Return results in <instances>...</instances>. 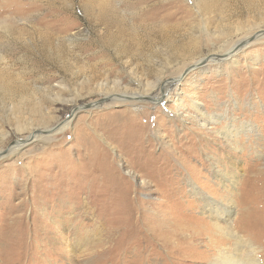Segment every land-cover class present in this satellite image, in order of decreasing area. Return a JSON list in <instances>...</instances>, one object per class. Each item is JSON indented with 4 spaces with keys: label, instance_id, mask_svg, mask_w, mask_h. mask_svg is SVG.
Wrapping results in <instances>:
<instances>
[{
    "label": "rangeland",
    "instance_id": "rangeland-1",
    "mask_svg": "<svg viewBox=\"0 0 264 264\" xmlns=\"http://www.w3.org/2000/svg\"><path fill=\"white\" fill-rule=\"evenodd\" d=\"M263 173L264 0H0V264H264Z\"/></svg>",
    "mask_w": 264,
    "mask_h": 264
},
{
    "label": "bare ground",
    "instance_id": "bare-ground-1",
    "mask_svg": "<svg viewBox=\"0 0 264 264\" xmlns=\"http://www.w3.org/2000/svg\"><path fill=\"white\" fill-rule=\"evenodd\" d=\"M243 43H245V42H243ZM229 55V54H228ZM196 64V63H195ZM194 65V64H193ZM168 83H175V82H178L179 83V81L178 80H174V81H167ZM165 85V84H164ZM163 85V86H164ZM162 86V87H163ZM169 87V86H168ZM168 87H166V88H164L163 89V91L165 90L166 91V89L168 88ZM131 98V97H130ZM130 101H133V99H130ZM135 101H137V100H135ZM155 101H158V99H156ZM193 105H194V107L196 108V105H195V103H193ZM94 107V106H93ZM92 107V108H93ZM198 110V109H197ZM202 114V113H201ZM243 114V113H242ZM204 115V114H203ZM140 116V115H139ZM225 116V115H224ZM205 118L209 121V122H214V117H212V116H205ZM222 118V116L221 117H219V119H221ZM224 118V117H223ZM227 118V117H226ZM218 119V118H217ZM225 120V119H224ZM249 122V121H248ZM228 124V123H227ZM204 124H202V126H203ZM257 127L256 126H254V125H252V124H248V123H240V125L237 127V128H235V127H233V125L231 124V123H229L228 124V126L227 127H222V130H218V135L219 136H221V138H223V142H226V143H228V144H230V143H232L233 141H234V139L235 138H238L239 137V135L241 134V133H250V134H254V133H256L257 132ZM260 169V168H259ZM131 173V172H130ZM264 174V173H263ZM46 176V175H45ZM106 176V175H105ZM254 178V177H253ZM116 179H117V177H116ZM255 179H261V185H264V180H263V177H260V176H258V177H255ZM96 180V179H95ZM126 181V180H125ZM255 181V180H254ZM112 182V181H111ZM258 182L260 183V180H258ZM258 183V184H259ZM233 184V183H232ZM260 185V184H259ZM264 187V186H263ZM232 206L229 204V206H224V209L222 210V212H220V213H217L216 215H215V221L213 222V224L215 225V228H216V230L217 231H219V232H221L222 234H223V236H227V237H229V238H231L232 240H234L235 242H236V246H237V244H239L240 242V240H241V242H243L242 241V238H240V240L238 239V233H237V229L235 230V225L233 224H231L230 223V221L228 220V218H229V216L231 215V211L228 209V208H231ZM76 210V209H75ZM224 221V223L221 221ZM252 223L253 224H255V225H258V226H260V225H262L261 223H260V220L259 221H256V220H253L252 221ZM223 224H225V225H223ZM244 226V225H243ZM251 226V225H250ZM263 226V225H262ZM262 226H261V228H260V234H256L255 236L256 237H262ZM48 227V226H47ZM245 228L244 229H246V226H244ZM240 229H242V227H240ZM253 232H254V230L253 229H257L256 227H254L253 229L252 228H250ZM14 230V229H13ZM45 230H47V229H45ZM49 230V229H48ZM250 230V231H251ZM11 231V230H10ZM43 231V230H42ZM245 232V231H244ZM220 233V234H221ZM255 233V232H254ZM7 234V233H6ZM11 234V233H10ZM42 234H44V232L42 233ZM8 235V234H7ZM8 238L9 237H4V240L5 241H8ZM247 242V241H246ZM243 244H245V242H243ZM246 248H248L249 249V254L251 255L250 256V258L252 257V259L254 260V261H252V259H249V257H248V259H244V260H241L240 258H238V257H236V255L234 254L233 256H226V257H223V259L222 260H220V262L218 263V264H252V262H253V264H256L257 262H256V256L258 255V253H257V251H256V249L253 247V245L252 244H250V243H246V246H245ZM5 248H6V250H7V245L5 246ZM3 249V248H2ZM243 259V258H242ZM259 260V259H258ZM257 260V261H258ZM244 261V262H243ZM247 262H251V263H247Z\"/></svg>",
    "mask_w": 264,
    "mask_h": 264
},
{
    "label": "water",
    "instance_id": "water-1",
    "mask_svg": "<svg viewBox=\"0 0 264 264\" xmlns=\"http://www.w3.org/2000/svg\"><path fill=\"white\" fill-rule=\"evenodd\" d=\"M214 58L221 59L222 57H221V56H217V55H215V56H212V55L207 56V57L203 58L202 60H200L199 62H197L196 64L191 65L190 67H188L187 69H185V70L183 71V73L180 75V77H178V78H176V79H171L170 81H174V80H175V81H176V80L180 81V80H181V79H182V78H183L188 72H190L191 70H193V69H195V68L201 67V66L204 65L207 61L212 60V59H214ZM162 89H163V87H162ZM140 99H147V98H143L142 96H140ZM104 100H105V99H101V100H99L98 102H95V103H91V104H87V105L78 106V108H75V109L72 111V113H73L74 111H76V110H79V109L92 108L93 106L95 107L96 105L102 103Z\"/></svg>",
    "mask_w": 264,
    "mask_h": 264
}]
</instances>
